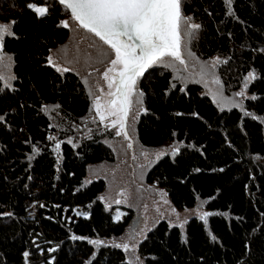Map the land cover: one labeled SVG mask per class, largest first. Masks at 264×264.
I'll use <instances>...</instances> for the list:
<instances>
[{
	"label": "trees",
	"instance_id": "trees-1",
	"mask_svg": "<svg viewBox=\"0 0 264 264\" xmlns=\"http://www.w3.org/2000/svg\"><path fill=\"white\" fill-rule=\"evenodd\" d=\"M46 1L40 17L27 5L41 0H0V23L15 21L4 48L14 84L0 82V264H131L121 249L91 243L122 237L134 211L117 219L100 199L105 181L87 183L90 167L115 162L113 135L83 125L92 106L86 85L50 64L69 36L62 22L70 11ZM182 10L201 25L196 53L222 58L225 87L239 91L249 72L256 78L244 110L228 112L201 85L176 84L169 70L143 78L139 143L183 144L152 166L147 184L165 190L178 211L207 201L214 216L208 225L192 219L185 231L162 221L139 253L145 264H264V0H183Z\"/></svg>",
	"mask_w": 264,
	"mask_h": 264
},
{
	"label": "rangeland",
	"instance_id": "rangeland-1",
	"mask_svg": "<svg viewBox=\"0 0 264 264\" xmlns=\"http://www.w3.org/2000/svg\"><path fill=\"white\" fill-rule=\"evenodd\" d=\"M64 21L69 22V36L63 44L52 50L50 57L56 65V70L57 67H67L70 69L68 72H74L82 79L92 103L90 115L84 120L83 125H90L93 129L100 127L103 132L112 134L113 138L107 139V143L116 156L114 163H104L90 167L87 183L99 179L105 181L106 190L100 199L109 211H114L117 219H123L125 208H130L134 211V219L122 237L97 240L103 241V243L95 245L119 248L125 253L129 263L145 264L139 253V246L148 233L160 222L167 221L171 226H177L185 231L192 219H198L208 225L214 213L208 210L207 201H199L194 209L178 211L172 205L165 190L156 185L147 184L146 179L152 166L165 156L178 154L183 148V144L173 142L159 149H147L139 143L136 127L141 114L145 111L144 95L139 97V103L134 102L128 117L131 148L128 147L129 140L125 139L123 135H116L117 129L105 127V124L108 123L107 121L103 123L99 121L93 104L96 95H99V88H104L105 92H107V85L102 79V72L109 66V60L114 58V56L108 46L98 37L79 27L77 22L71 18L70 12L66 14ZM194 36L189 44V49L195 54V59L189 58L187 71H184L182 66L179 65L174 68L153 66L139 79L138 91L142 92L140 88L141 82L150 70H169L173 74L174 82L184 88L191 84L201 85L205 93L213 100L221 112H228L232 109L244 110L245 102L249 97L248 84L246 88L244 87L239 91H233L225 87L219 73V68L223 62L222 58L219 57L220 62L215 63V67H212L216 58L211 60L202 59L195 51ZM105 51L110 54L108 56L103 55ZM5 54L11 58L6 63L10 64L9 71L14 76V59L11 55ZM50 64L53 66V63ZM202 66H207V71L211 73L205 79H201L200 76ZM216 78L221 81L219 85L213 82ZM0 82L4 86V82ZM10 83L12 87L14 80H11ZM11 87L4 86V88ZM239 92H244L245 95H236ZM48 112L53 115L55 109L51 108ZM116 201H120V203H116ZM205 213H208L206 217L204 216ZM124 244L129 246L128 251H125L123 247H117V245Z\"/></svg>",
	"mask_w": 264,
	"mask_h": 264
},
{
	"label": "snow or ice",
	"instance_id": "snow-or-ice-1",
	"mask_svg": "<svg viewBox=\"0 0 264 264\" xmlns=\"http://www.w3.org/2000/svg\"><path fill=\"white\" fill-rule=\"evenodd\" d=\"M58 2L70 10L71 18L79 27L93 33L111 50L114 58L109 60V66L102 72L107 92L104 88H99V95H96L93 107L99 121L101 123L107 121L105 127L117 129L116 135H123L129 140L128 147L131 148L128 117L134 102L139 103V97L143 96V93L138 91L139 79L153 66L174 68L179 65L187 71L189 58L195 59L189 44L195 30L201 25L194 23L191 16L183 13V0H58ZM227 2L231 4V0ZM27 7L40 17L49 12V8L44 6V0H41L39 5L29 3ZM14 23L15 21L0 23V81L4 82L5 87H11L10 82L15 79L9 71L10 64L6 63L11 58L4 52L5 37L13 35L11 25ZM62 25L65 28L70 27L68 21H63ZM109 54L107 51L103 53L105 56ZM49 62L56 66L51 57ZM218 62L219 57L212 67ZM57 71L68 72L70 69L57 67ZM210 74L207 66H202L201 79ZM255 78V74L249 72L245 77V88L247 82ZM213 82L217 85L221 83L218 78ZM236 95L244 96L245 93L239 92ZM0 120H3V117H0ZM59 146L58 143L57 150ZM207 215L208 213L204 214L205 217ZM91 243L102 244L103 241L93 240ZM117 247H123L125 251L129 249L127 244Z\"/></svg>",
	"mask_w": 264,
	"mask_h": 264
},
{
	"label": "water",
	"instance_id": "water-1",
	"mask_svg": "<svg viewBox=\"0 0 264 264\" xmlns=\"http://www.w3.org/2000/svg\"><path fill=\"white\" fill-rule=\"evenodd\" d=\"M55 1H58V0H55ZM70 11V10H69Z\"/></svg>",
	"mask_w": 264,
	"mask_h": 264
}]
</instances>
